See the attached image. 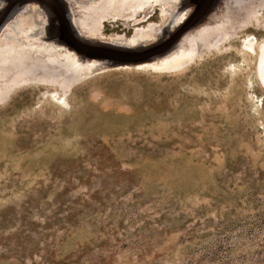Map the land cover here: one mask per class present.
<instances>
[{"label":"rangeland","instance_id":"1","mask_svg":"<svg viewBox=\"0 0 264 264\" xmlns=\"http://www.w3.org/2000/svg\"><path fill=\"white\" fill-rule=\"evenodd\" d=\"M61 1L101 47L160 31L138 39L150 47L188 19L151 4L134 26L136 2ZM246 1L199 13L181 0L188 30L210 29L209 14L227 30L174 72L103 63L65 96L41 79L0 96V264H264V4Z\"/></svg>","mask_w":264,"mask_h":264},{"label":"bare ground","instance_id":"2","mask_svg":"<svg viewBox=\"0 0 264 264\" xmlns=\"http://www.w3.org/2000/svg\"><path fill=\"white\" fill-rule=\"evenodd\" d=\"M24 1L26 0H11L8 8L0 14V41H2L3 44L5 43V46L0 47V96L3 94L8 96L16 87L25 86V84H22L25 83V80H33L31 82H34L39 79L43 80L39 82V86L41 88L54 91V93H61L62 96L63 94L65 96V94H67L70 90V87L77 84L81 79L85 80L87 76L90 77L91 75H94L98 69L104 67L102 66V61L94 62L93 60H97L96 58L80 56V52L72 47V45L78 40V37L83 39L85 42H89L88 40H90L93 43L96 42L94 40L96 38H94V34L90 36L87 31H85L87 35L81 36L80 32L83 29L81 31L77 29V21L75 22V25L73 24L72 19H70L69 12L64 7H61V0H55L58 5L55 15L60 19L61 25L57 29L58 32L52 35L49 33L50 29L47 30L46 28L47 23H51L52 21V15L49 13L48 8L36 1L30 2L29 4H23ZM114 1H119L116 5L121 6V4H125L127 0ZM247 1L254 2V4L261 3L259 6L264 4V0ZM130 2H132V4L128 8L129 13H131L133 5H139L137 9L141 19L136 18L135 23L133 24L134 26L149 23L150 17L144 14L146 8L144 7L145 9H143V6H150L151 4L155 7H159L160 11L164 12L165 15H167L166 13L168 11L165 12L166 9L163 6L166 4H168L167 10L170 8L177 9L174 12V16L179 15L177 16V21L181 22L184 18H188L183 25H187L192 18L190 15L191 11L189 12V10L180 14L181 11L179 12V6L181 0H172L171 4L168 2L160 3V1L157 0H130ZM246 2L242 4L244 5ZM248 2L247 4H249ZM18 6L19 8L20 6H24L20 12H18ZM38 13L42 14L41 17L37 15ZM241 13H244L246 18H250L252 15V12L248 11V9H244ZM142 14H144L143 17ZM214 17V15L211 16L209 14L207 18V21L211 23L209 25L210 29L205 28V26H207L206 24L203 26H196L194 29H189L177 41H175L173 46L169 48L165 54L152 57L151 61H143L135 67L138 69L153 71L155 73H170L177 70L182 63L187 64L192 62L194 58H191L192 56H188L190 53L197 51L200 54V52L205 53L210 51L214 47L211 46L212 43L215 44V42H213L214 39L217 38V41H219L218 39H220L223 29L227 30L223 22H219L221 26H223L222 28L219 23L215 21L216 19H214ZM41 18H44L42 22ZM46 19L48 22L44 25L43 23ZM173 19L174 18L169 20L168 17L163 18V24H167L168 26L166 29L167 31L171 27L174 28L179 24V22L176 23L175 20V23H173ZM213 20L214 23H212ZM38 22L41 23L40 26ZM147 30L145 29V32L135 31V34H133L131 39L127 42L124 44L123 42H117L118 44L116 45L133 49L140 48V45L141 47L143 46V44H141L142 41H138V39H144V43L148 44L157 42L161 36V32L155 31V33L149 34ZM82 32L84 34V31ZM140 33H142L144 37L139 35ZM11 35H21V37L25 39L23 43L26 42L29 44L26 48L33 52L34 55H20L17 54L18 52H16V54L12 52V50L20 51V49L17 47V42L14 43V40L11 39ZM57 36H60L63 39H58L56 38ZM244 46V50L255 52L253 51L254 47L252 48L253 39L247 41ZM51 59L53 60L51 61ZM261 64L259 63L257 67V76L259 77V80L262 76ZM89 71H91L92 74ZM44 78H47L48 80H45ZM58 100H62V98H59Z\"/></svg>","mask_w":264,"mask_h":264},{"label":"water","instance_id":"3","mask_svg":"<svg viewBox=\"0 0 264 264\" xmlns=\"http://www.w3.org/2000/svg\"><path fill=\"white\" fill-rule=\"evenodd\" d=\"M7 1L9 3V1L11 0ZM31 1H36L43 6H46V8H48V10L50 11L51 15L55 13L58 6L55 0H26L23 2V4H28ZM217 1L218 0H192V3H190L189 6L194 7L195 12L201 13L203 11H209L216 4ZM55 22L56 19L54 20V23ZM187 25L181 27V29L177 30L176 33H169L170 38H168L167 40L161 41L160 43H157L150 47H141L133 49L126 47H116L114 45L101 47L100 45H95L94 43L85 42L80 37H78V40L75 42V44L72 45V47L80 52V56H89L92 58H96L97 60L102 61V65L104 63V65H108L109 67H123L128 65L137 66L143 61H151L152 57L165 54L169 50V48L173 46L175 41H177L186 30H188ZM49 33L51 35L53 34L51 30L49 31ZM163 35H165L164 37H162L164 39L167 33L164 32ZM56 38L63 39L60 36H57ZM106 61H108L109 64L105 63Z\"/></svg>","mask_w":264,"mask_h":264}]
</instances>
